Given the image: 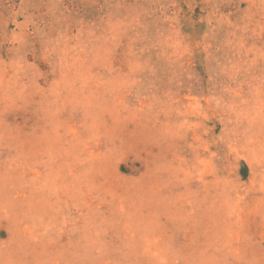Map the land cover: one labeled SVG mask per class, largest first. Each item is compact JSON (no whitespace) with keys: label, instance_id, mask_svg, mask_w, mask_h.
I'll use <instances>...</instances> for the list:
<instances>
[{"label":"rangeland","instance_id":"obj_1","mask_svg":"<svg viewBox=\"0 0 264 264\" xmlns=\"http://www.w3.org/2000/svg\"><path fill=\"white\" fill-rule=\"evenodd\" d=\"M0 264H264V0H0Z\"/></svg>","mask_w":264,"mask_h":264}]
</instances>
